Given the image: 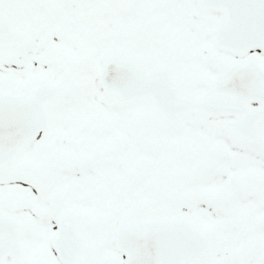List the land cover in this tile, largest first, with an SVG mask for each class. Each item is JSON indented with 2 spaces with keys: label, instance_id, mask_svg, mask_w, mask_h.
Segmentation results:
<instances>
[{
  "label": "snow or ice",
  "instance_id": "obj_1",
  "mask_svg": "<svg viewBox=\"0 0 264 264\" xmlns=\"http://www.w3.org/2000/svg\"><path fill=\"white\" fill-rule=\"evenodd\" d=\"M0 264H264V0H0Z\"/></svg>",
  "mask_w": 264,
  "mask_h": 264
}]
</instances>
